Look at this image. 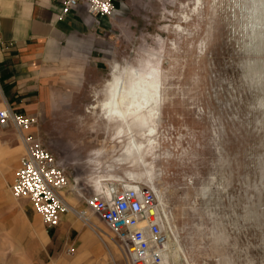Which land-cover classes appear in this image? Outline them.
Instances as JSON below:
<instances>
[{
    "label": "rangeland",
    "instance_id": "obj_1",
    "mask_svg": "<svg viewBox=\"0 0 264 264\" xmlns=\"http://www.w3.org/2000/svg\"><path fill=\"white\" fill-rule=\"evenodd\" d=\"M118 4L113 49L91 95L61 92L51 112L34 115L69 179L66 244L10 193L23 145L14 127H0V264H127L88 203L125 180L160 198L162 264H264V0ZM118 81L134 106L107 122L99 105Z\"/></svg>",
    "mask_w": 264,
    "mask_h": 264
},
{
    "label": "crops",
    "instance_id": "obj_2",
    "mask_svg": "<svg viewBox=\"0 0 264 264\" xmlns=\"http://www.w3.org/2000/svg\"><path fill=\"white\" fill-rule=\"evenodd\" d=\"M119 14L115 7L113 18L95 17L77 5L60 17L59 0H0V108L8 105L41 119L61 92L91 95L108 65ZM53 229L57 241L66 244L70 217L61 214Z\"/></svg>",
    "mask_w": 264,
    "mask_h": 264
},
{
    "label": "built area",
    "instance_id": "obj_3",
    "mask_svg": "<svg viewBox=\"0 0 264 264\" xmlns=\"http://www.w3.org/2000/svg\"><path fill=\"white\" fill-rule=\"evenodd\" d=\"M115 1L59 0L60 17L81 5L95 17L113 18ZM37 123L34 115L15 112L8 105L0 108V127H14L23 145L8 189L16 198H27L45 227L50 229L59 224L61 214L69 211L62 198L69 179L60 160L38 137ZM88 203L116 239L127 264H162L168 234L157 214L153 191L140 185H116L103 197L92 198ZM69 249L74 251L72 247Z\"/></svg>",
    "mask_w": 264,
    "mask_h": 264
},
{
    "label": "bare ground",
    "instance_id": "obj_4",
    "mask_svg": "<svg viewBox=\"0 0 264 264\" xmlns=\"http://www.w3.org/2000/svg\"><path fill=\"white\" fill-rule=\"evenodd\" d=\"M134 73H135V75H137L136 79H138L140 82H142L144 84L150 85V82H148L145 79L144 76H142L140 73H138L136 71ZM111 88L112 89H111V92H110L109 96L107 98H105L103 101H101L99 106H100V108L102 110L103 118H105V120H107V122H110L113 119L118 120V121L121 122L123 118H128L127 115L132 112V108H133L134 102H135L134 98L136 96H133L130 93L131 90L126 89L123 86V83L119 82V81L115 85L112 83L111 84ZM133 89H135V86H133ZM125 97H127V98H125ZM96 106L97 105H92V108H94ZM120 117H121V119H120ZM116 128L119 129V131L121 132L120 135H119V137L121 138L124 127H123V125H120V126H117ZM150 130H151V132L155 133L154 129H150ZM125 185L126 186H136L137 184H135V181L125 180ZM153 192L156 195L157 210L159 211L160 198H159V196H158V194H157L155 189L153 190ZM68 208L71 209V207H68ZM74 212L81 219H83V221L85 223H87V224L90 223V220L85 215L84 211H77V210L74 209ZM151 212L153 213L154 210L152 209ZM167 245H168V243H167ZM68 251L70 252L71 250L69 249ZM69 255L73 256V254H69ZM168 255H169V253H167L166 251H163L162 259L164 257H166V256L168 257Z\"/></svg>",
    "mask_w": 264,
    "mask_h": 264
},
{
    "label": "snow or ice",
    "instance_id": "obj_5",
    "mask_svg": "<svg viewBox=\"0 0 264 264\" xmlns=\"http://www.w3.org/2000/svg\"><path fill=\"white\" fill-rule=\"evenodd\" d=\"M29 187H31V185H29Z\"/></svg>",
    "mask_w": 264,
    "mask_h": 264
}]
</instances>
